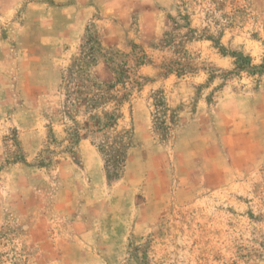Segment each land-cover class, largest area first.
Wrapping results in <instances>:
<instances>
[{"label": "rangeland", "instance_id": "rangeland-1", "mask_svg": "<svg viewBox=\"0 0 264 264\" xmlns=\"http://www.w3.org/2000/svg\"><path fill=\"white\" fill-rule=\"evenodd\" d=\"M117 6L0 76V264H264V0Z\"/></svg>", "mask_w": 264, "mask_h": 264}, {"label": "crops", "instance_id": "crops-1", "mask_svg": "<svg viewBox=\"0 0 264 264\" xmlns=\"http://www.w3.org/2000/svg\"><path fill=\"white\" fill-rule=\"evenodd\" d=\"M126 2L130 4L131 0H0V76L3 79L0 81L5 94L13 59L17 65L19 61L20 74L24 78H27V68L40 59L41 53L35 55L33 52L37 48L31 46L33 38L35 45L51 44L52 51L58 54L61 46L80 44L94 12L99 10L117 17L121 12L117 3ZM60 20L65 26L56 28V21ZM7 30L18 31V36L7 37ZM12 41L19 47L14 56L7 46Z\"/></svg>", "mask_w": 264, "mask_h": 264}]
</instances>
